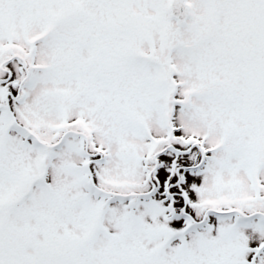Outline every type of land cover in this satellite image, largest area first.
Here are the masks:
<instances>
[{
    "label": "snow or ice",
    "instance_id": "1",
    "mask_svg": "<svg viewBox=\"0 0 264 264\" xmlns=\"http://www.w3.org/2000/svg\"><path fill=\"white\" fill-rule=\"evenodd\" d=\"M0 264H264V0H0Z\"/></svg>",
    "mask_w": 264,
    "mask_h": 264
}]
</instances>
